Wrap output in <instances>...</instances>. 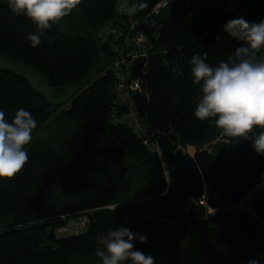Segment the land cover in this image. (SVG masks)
Segmentation results:
<instances>
[{
    "label": "trees",
    "instance_id": "1",
    "mask_svg": "<svg viewBox=\"0 0 264 264\" xmlns=\"http://www.w3.org/2000/svg\"><path fill=\"white\" fill-rule=\"evenodd\" d=\"M247 4L245 20L264 19V0ZM114 6V0H81L31 47L25 36L36 32L35 25L0 0V55L32 66L53 87L85 86L68 104L51 103L23 75L0 67V111L10 121L24 108L37 122L27 163L13 178H0V219L10 218L0 225V264H101L98 238L121 226L146 234V241L137 239L134 246L156 264H246L264 256V223L249 205L229 204L212 214L205 204L221 187L227 137L194 115L200 86L192 82L190 59L207 53L212 66L227 61L242 42L223 25L239 17L209 6L186 9L183 0H170L141 83L148 96L141 117L147 138L155 142L163 136L172 147L195 148L194 159L208 177L200 197L171 184L158 150L111 121L112 76L98 74L112 54L95 33L113 16ZM148 197L163 206L162 219L121 208L137 207V200ZM79 215L87 217L81 233L56 235L68 217Z\"/></svg>",
    "mask_w": 264,
    "mask_h": 264
},
{
    "label": "clouds",
    "instance_id": "2",
    "mask_svg": "<svg viewBox=\"0 0 264 264\" xmlns=\"http://www.w3.org/2000/svg\"><path fill=\"white\" fill-rule=\"evenodd\" d=\"M6 2L12 13L24 15L35 25L36 32L26 34L25 39L31 47H37L44 33L68 16L81 0ZM137 10L138 6L133 4L129 13ZM223 29L242 44L227 61L216 66L206 62L207 53L191 57L192 82L200 86L194 115L214 124L228 138L250 140L255 152L264 155V57L257 55L264 47V19L259 22L243 17L229 19ZM36 127V120L24 108H18L10 121L0 111V178H13L23 169L29 159L25 146L31 143ZM137 239L143 243L147 236L123 226L108 230L98 238L96 256L101 264H156L152 255L135 248ZM246 264H261V259H249Z\"/></svg>",
    "mask_w": 264,
    "mask_h": 264
},
{
    "label": "built area",
    "instance_id": "3",
    "mask_svg": "<svg viewBox=\"0 0 264 264\" xmlns=\"http://www.w3.org/2000/svg\"><path fill=\"white\" fill-rule=\"evenodd\" d=\"M114 1L113 16L106 19L95 33L96 39L106 43L112 54L111 61L98 76L106 73L112 76V93L115 103L110 116L112 123L130 128L148 149L155 150L156 143L147 138V128L141 121L133 94L140 92L147 96L141 83L147 72V61L154 46V38L158 35L159 17L168 7L170 0H155L149 6H143V0ZM248 1L183 0V6L186 9L209 6L222 13L244 17L247 13ZM133 4L138 6V10L130 14L129 9ZM140 23H144L146 28L138 27ZM141 59L144 61L143 64L134 72V67ZM70 220L66 219L65 223L56 230L58 237L79 234L83 231L84 220H76L77 224L73 228V221L70 222Z\"/></svg>",
    "mask_w": 264,
    "mask_h": 264
},
{
    "label": "water",
    "instance_id": "4",
    "mask_svg": "<svg viewBox=\"0 0 264 264\" xmlns=\"http://www.w3.org/2000/svg\"><path fill=\"white\" fill-rule=\"evenodd\" d=\"M138 27L146 28V25L140 23ZM143 62L142 59L138 61L133 71L138 70ZM133 100L140 116L143 117L148 97L135 92ZM155 143L170 183L177 188L189 187L197 196H203L208 177L194 156L180 145L170 146L163 136H158ZM221 172L220 190L205 197L206 206L211 210L222 209L243 199L250 185L264 173V155L255 152L250 140L227 137L225 154L221 160ZM249 206L252 213L264 223V187L254 195Z\"/></svg>",
    "mask_w": 264,
    "mask_h": 264
},
{
    "label": "rangeland",
    "instance_id": "5",
    "mask_svg": "<svg viewBox=\"0 0 264 264\" xmlns=\"http://www.w3.org/2000/svg\"><path fill=\"white\" fill-rule=\"evenodd\" d=\"M259 57H264V47H262ZM0 67L12 69L16 71L17 73L23 75L27 79L28 83L34 89L41 92L45 96V98L51 103H58V104L66 105L68 104L69 100L72 97H74L79 91H81L85 87L84 86L81 89H79L80 83H72V84H68V85H64L60 87H53L49 84L48 80L44 77V75L38 71H35V69L32 66H27L16 59L3 56V55H0ZM25 147L27 149L28 145ZM186 147L184 148L186 149ZM192 149H193L192 155L194 156L195 148L192 147ZM263 187H264V173L254 183L253 187L249 191H247L243 199L237 203V207H243V206L249 205L254 195L257 192H259V190ZM137 204L139 207L138 206L135 207L131 203L130 205L123 204L121 205V208L123 210L132 209L134 212H138L141 214L150 213L154 217L159 218V219H162L164 216L163 206L156 198L148 197V198L139 199L137 200ZM208 210L212 211L210 208H208ZM67 219H71L70 222L73 221L72 228L76 226L77 224L76 220H80V219L84 220V225H83L82 230H84L86 227L87 217L85 215L72 216V217H68ZM9 221H10L9 217H3L0 219V225L7 223ZM256 258H260L261 264H264L263 255H259Z\"/></svg>",
    "mask_w": 264,
    "mask_h": 264
},
{
    "label": "bare ground",
    "instance_id": "6",
    "mask_svg": "<svg viewBox=\"0 0 264 264\" xmlns=\"http://www.w3.org/2000/svg\"><path fill=\"white\" fill-rule=\"evenodd\" d=\"M186 151L189 153V154H193V149H192V147L191 146H187L186 147Z\"/></svg>",
    "mask_w": 264,
    "mask_h": 264
}]
</instances>
